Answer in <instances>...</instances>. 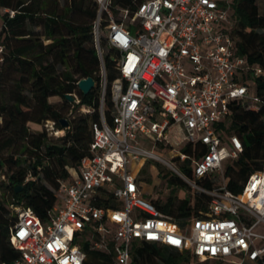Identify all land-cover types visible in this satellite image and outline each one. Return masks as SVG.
<instances>
[{
    "label": "built area",
    "instance_id": "built-area-1",
    "mask_svg": "<svg viewBox=\"0 0 264 264\" xmlns=\"http://www.w3.org/2000/svg\"><path fill=\"white\" fill-rule=\"evenodd\" d=\"M94 1L100 123L93 127L89 155L67 168L69 176L60 182L45 222L28 207L11 206L17 220L10 243L20 253L11 264H83V238L97 250L111 251L114 264H130L140 243L188 251L201 261L264 264V161L240 193L226 187L224 164L237 159L243 147L219 125L234 102L257 110V98L242 78L246 62L236 55L228 32L230 0H143L133 8ZM4 51L0 40V64ZM106 53L118 73L110 85V122L104 117ZM70 95L72 108L90 112ZM45 128L60 137L69 126L56 130L47 121ZM187 145L191 154L183 150ZM149 146L177 149L173 159L180 165L188 160L192 177ZM145 159L162 161L193 190L209 195L208 211L183 227L162 214L143 196L130 169ZM201 178L213 188L198 186Z\"/></svg>",
    "mask_w": 264,
    "mask_h": 264
},
{
    "label": "trees",
    "instance_id": "trees-1",
    "mask_svg": "<svg viewBox=\"0 0 264 264\" xmlns=\"http://www.w3.org/2000/svg\"><path fill=\"white\" fill-rule=\"evenodd\" d=\"M142 1L113 3L133 8ZM0 10V40L5 48L0 64V176L7 193V198L0 197V264H11L20 256L10 243V229L17 220L11 206L28 207L41 221L48 219L56 190L69 176L67 168L89 155L93 127L100 123L101 77L92 34L97 13L94 0H0ZM228 14L235 53L246 62L242 78L251 82L257 98V110L234 102L229 118L219 125L223 135L236 136L243 147L237 159L224 164L226 187L237 194L264 161V15L257 0H230ZM104 67V117L110 122V85L118 78L110 53L104 56ZM87 77L95 80L96 87L83 95L77 82ZM67 94H76L90 112L72 108ZM62 118L68 120L69 128L63 136H51L45 123L51 121L60 130ZM183 150L191 154L190 145ZM181 169L192 177L188 160ZM167 184L177 186L183 196L172 190L165 201L148 200L179 226L208 211L209 195L185 194L188 184L177 176L168 177ZM196 184L205 190L213 188L206 178ZM18 186L21 190L16 192ZM79 246L85 253L83 264L114 262L111 251L93 248L87 238ZM193 257L188 251L140 243L134 246L130 264H193Z\"/></svg>",
    "mask_w": 264,
    "mask_h": 264
},
{
    "label": "rangeland",
    "instance_id": "rangeland-1",
    "mask_svg": "<svg viewBox=\"0 0 264 264\" xmlns=\"http://www.w3.org/2000/svg\"><path fill=\"white\" fill-rule=\"evenodd\" d=\"M257 4L259 8V13L261 15H264V0H257ZM2 12L3 11L0 10V16L2 15ZM247 83L249 85L250 95L252 96L255 94L253 85L251 84V82H247ZM100 89L102 93L101 86ZM254 104L256 103L254 102ZM172 137H173V133L168 135L169 139H172ZM148 148L151 149L154 154L165 160L176 170L179 171L182 170L181 165L176 163L175 160L173 159L174 156L177 154L178 151L177 149L169 152L158 148L152 149L150 146ZM130 169L136 174L137 183L139 184L140 190L146 199L150 198L153 200L159 199L161 201H165L166 198L172 193V190L176 191L178 197L183 196V194L180 191L181 189H179L177 186H170L167 184L168 177L170 176L175 177L177 176V174L162 161H158L155 159H145L143 165H141V163L140 164L133 163ZM164 174H167V176L163 177ZM3 180L4 179H2L0 176V197L7 198V193H5L4 190L1 188V184ZM215 184H217V182ZM187 187L188 188H186L184 191L185 194L192 196L195 190H193L189 185ZM192 263L218 264V262L214 260L201 261L196 257H193Z\"/></svg>",
    "mask_w": 264,
    "mask_h": 264
},
{
    "label": "water",
    "instance_id": "water-1",
    "mask_svg": "<svg viewBox=\"0 0 264 264\" xmlns=\"http://www.w3.org/2000/svg\"><path fill=\"white\" fill-rule=\"evenodd\" d=\"M77 86H78L79 91L83 95H87L89 94L91 90H93L96 87V82L93 78L87 77V78L80 79L78 81ZM65 97L69 102H73V97L70 94H67ZM59 124L62 128H67L69 126L68 120L65 118L60 119ZM20 190H21V186H18L15 188L16 192Z\"/></svg>",
    "mask_w": 264,
    "mask_h": 264
}]
</instances>
